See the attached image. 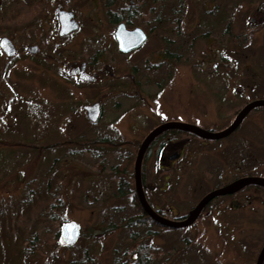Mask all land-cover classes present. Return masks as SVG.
Segmentation results:
<instances>
[{"label": "rangeland", "instance_id": "1", "mask_svg": "<svg viewBox=\"0 0 264 264\" xmlns=\"http://www.w3.org/2000/svg\"><path fill=\"white\" fill-rule=\"evenodd\" d=\"M130 1L134 2L130 5L133 13L154 11L155 5L149 1ZM171 1L164 0L162 7L164 12L173 9L178 13L179 48L173 75L179 84L172 92L168 91L171 87H167L161 96L145 106L138 99L128 104L119 97L123 83H128L121 79L127 77L123 75L126 71L116 73L119 76L114 81L119 82L113 93H106L107 74L100 77L98 86L82 85L74 90L67 85V104L60 105L61 85L43 69L45 53L61 45L68 61L74 56L84 61L99 54L98 69L106 71L113 37L105 0H0V37L11 39L19 53L25 54L9 64L0 51V232L4 249L14 243V239L29 236L41 253L34 256L36 263L45 254L43 240L38 241L37 237L51 239L59 225L70 223L81 233L71 250L74 260L80 252L89 251L96 264H116L115 261L121 264L128 259V256L123 258L124 252L135 254V247L144 244L159 251L157 256H149L150 264H190L193 261L195 264H255L264 245V191L259 188L256 191L257 188L248 187L235 197L237 202H242L245 196L253 194L254 197L257 193L256 201L241 203L237 211L228 210L231 199L224 201L227 211L223 214L226 219L223 228L212 224L171 231L147 224L129 228L115 226L122 215L133 217L136 214L129 195L116 196L118 182L126 183L129 190L134 188L133 168L138 147L152 124L158 121L154 108L162 106V111L185 119L186 115L206 112L208 125L204 130L221 132L233 120L239 104L235 96L237 79L243 77L246 82L251 81L253 68L262 67L257 61H251L246 52L258 54L256 49L250 46L244 51L236 47L235 26L241 20L240 11H227L228 35L222 48L219 39H224L220 35L224 22L220 31L218 20H213L211 14H200L203 0ZM236 2L218 0L217 6L234 7ZM57 9L69 10L75 15L79 29L70 39L58 37ZM135 18L133 26H139L141 20ZM198 18L205 28L199 26ZM206 33L208 37L202 36ZM162 34L163 40L167 38ZM155 38L151 37L143 51L125 59L114 55L113 67L123 68L129 63L139 68L143 53L154 49ZM31 45L38 47V54L33 57L27 55L26 50ZM223 49L225 57L221 54ZM198 63H201L199 68L195 66ZM198 75L210 77V82L222 76L227 78V99L224 103L221 101V112L216 93L190 89L191 77ZM130 94L135 95V90ZM75 100L78 107L73 110L70 103ZM95 101L103 103L104 115L102 121L93 126L82 107ZM4 108L9 109L5 112ZM246 127L247 130L241 129L201 147L200 160L227 157L232 165L224 166L221 173L227 180L235 173L233 166L237 160L243 166L242 174L251 172V177L264 179V131L250 124ZM252 160L257 161L252 163ZM161 172L153 155L145 160L143 177L148 191L161 183ZM179 174L176 192L184 199L180 204L183 209L190 207L192 201L200 197L199 191L211 184L206 181L210 179L208 176L200 183H196L195 176L192 183L188 169L180 170ZM36 177L47 179L46 183H41V189L32 182ZM97 193L103 195L97 196L99 200ZM123 208L128 209L129 214L124 213ZM59 253L63 257L62 252ZM198 253L202 256L198 257ZM63 262L61 257L57 258V264Z\"/></svg>", "mask_w": 264, "mask_h": 264}, {"label": "flooded vegetation", "instance_id": "2", "mask_svg": "<svg viewBox=\"0 0 264 264\" xmlns=\"http://www.w3.org/2000/svg\"><path fill=\"white\" fill-rule=\"evenodd\" d=\"M123 5L116 6L112 13L108 16L109 22L112 26V32L111 36L113 37V41L111 42V48L108 52V55L110 57L109 64L107 65L106 71L103 69H98L99 64V54H95L94 58H88L84 61L82 59H77L76 56H74L71 60L68 61L66 57V51L62 48L61 45L54 46L50 53H45L44 59H46L43 64V69L47 73L49 77H54L58 80L59 84L61 85L62 93L65 92V96L60 97V105L67 104V85H69L74 90H78L82 87V85H91V86H98V81L100 77H102L103 74H107V84H106V93H113L115 87L117 86V82L114 81L116 76V73H120L121 71H126L123 73L121 79L122 82L126 81L128 83H123L122 92L119 93V97H123L124 102H131V100H136L141 104H144L145 106H148L150 104V100L155 99L162 95L166 91L167 87H171L168 91L172 92L171 90L173 87H175L177 84H179L178 81H175L174 73V67L177 64L178 54L177 50L179 48L178 44V34L179 32V19H178V13L175 12L173 9L168 12H164L162 4L164 0H141L143 3H147L148 1L153 3L155 5L154 11H141L138 13H133L130 11V5L131 3H134L130 0H123ZM168 1V0H167ZM171 1V0H170ZM218 0H203L201 2V15H208L211 14L213 17V20H218L219 24V30L223 26L222 23L224 22L223 28H222V38L219 39V43H221L222 48L225 47V44L227 42L226 38L228 35V22L227 21V11L228 9L232 11V13L238 12L241 15L239 24H236L235 30L237 31L236 34V47H238L241 50H246L248 47H253L258 51V54L256 52H248L251 56V61L257 64L262 65L261 68L255 67L253 68V76L251 81L246 82L243 77L237 79L236 82V99H238L239 104L235 111V116L241 112L247 105L251 103H258L255 107H253L246 116L242 119L240 124L238 125L237 129L234 132H238L241 129L247 130L246 125L250 124V127H257V129L264 131V0H237V5H234L232 7L231 5L227 4L223 8L219 5L220 8L217 6ZM221 2V0H219ZM172 2V1H171ZM160 4V6H158ZM225 5V4H224ZM206 6L209 7V9H206ZM218 9V11H217ZM74 14V13H73ZM57 15V14H56ZM137 17L140 21L139 26H133L132 20ZM75 18V15H74ZM136 19V18H135ZM200 21V19L198 18ZM58 37L60 39H70L72 37V34L75 32H72L69 35L66 36H60V23L58 21ZM78 24V23H77ZM120 24H124L125 30L131 31L135 28H139L143 31L145 34V42L142 44V46L129 53H122L119 50V45L117 42V39L115 37V32L118 29V26ZM199 26H202V22L200 21ZM205 28V27H201ZM79 29V25H78ZM78 31V30H77ZM76 31V32H77ZM221 31V30H220ZM165 33L167 38L164 40L163 34ZM209 33V32H208ZM208 33L202 35L205 37H208ZM250 34V36H249ZM155 38L153 43L154 49L148 50L147 52H144L142 55L141 60V66L133 67L130 66L129 63H125L124 67H113V64H115L116 60L114 59V55H118L119 57H122V59L127 58L128 55L135 54L136 52L143 51L146 45H148L151 37ZM246 36V37H245ZM6 37V36H3ZM221 37V36H220ZM2 37H0L1 39ZM8 38V37H7ZM9 39V38H8ZM11 41V39H10ZM12 42V41H11ZM13 43V42H12ZM164 44V47H163ZM16 49V54L13 58H8L6 55L1 51L2 55L9 60V64L17 61L18 59H21L25 54L19 53V48L13 43ZM35 46V45H31ZM29 46V47H31ZM27 47V55L33 57L38 54V47L37 52L35 54H30L28 52ZM244 50V51H245ZM244 51H242L244 53ZM224 49L222 50V57H225ZM249 56V57H250ZM43 59V60H44ZM48 59H51L52 61L47 62ZM84 64V65H83ZM198 68L201 66V63L195 64ZM6 70V67H5ZM200 73L203 72V69L199 71ZM45 73V74H46ZM50 73L53 74V76L50 75ZM83 74L90 75L94 77V81H85L81 79L80 77H83ZM136 78V79H135ZM210 77L205 75H198V76H192L190 81V89L193 87L194 90L199 92L200 90L207 91L208 94H214L216 93V96L220 100V107L219 112H221L222 105L221 101L223 103L225 102L226 98V91L228 90V81L225 76L218 77L214 79V81L210 82ZM175 81V82H174ZM212 83V85H210ZM133 85V86H132ZM210 85V86H209ZM213 86V87H212ZM135 90V95H131L130 93ZM222 96H224V99L222 100ZM76 97V94H75ZM221 98V99H220ZM98 103L100 107V116L97 122L91 123L93 126H96L100 121L103 119L104 115V109H103V103L99 101L92 102L87 105H92ZM262 103V104H260ZM71 108L74 110L76 107H78L77 100L73 101V103H70ZM80 105V102H79ZM84 105V106H87ZM116 105H119L117 103ZM123 105V104H122ZM84 106L82 107V111L86 115V112L84 111ZM130 106V105H129ZM9 108H4V111L7 112ZM127 110V109H125ZM154 115L158 118V121L153 123L151 126L150 131L147 133V135L155 130L156 128L168 124V123H184L189 125H194L196 127H199L201 129H205L204 127L208 125L207 121L205 120V114L200 115H193L188 116V118H182L179 115L176 114V116H173L171 113H166L162 111V106H159L157 108H154L153 110ZM185 115V114H184ZM149 117V116H148ZM87 118V115H86ZM152 118V117H151ZM233 118V120H234ZM88 120V119H87ZM231 121V123L233 122ZM230 123V124H231ZM229 124V125H230ZM228 125V126H229ZM251 129V128H248ZM175 132H180L178 130H167L163 132L161 135H159L157 138L153 140V142L150 144L149 148L147 149L144 158L143 163L146 159H148L150 156H154L158 162L160 170H163L161 172V183L157 185V187L154 185L151 188V191H148L146 182L143 177V163H142V170H141V180H142V187L144 191V195L146 198L147 203L149 204L150 208L153 210L154 213H156L161 218H164L169 221L174 222H183L189 217V213L200 203V201L206 197L211 192L222 189L226 186H229L233 184L234 182L251 177L249 173L246 172L243 173V166L240 165V161L237 160V164H234V171L237 173V175L234 173L232 175V178L225 179L221 176V173L223 172L224 166H227L232 163L228 161L227 157L221 158V159H204L200 160L199 158V151L200 148L205 146L207 143H212L215 141L211 140H203L193 134L180 132L181 134H176ZM247 132V131H245ZM146 135V136H147ZM231 135V134H230ZM145 136V138H146ZM221 140V139H220ZM104 142V140L102 141ZM106 142V141H105ZM239 144L241 142L238 140ZM139 148V147H138ZM138 152V150H137ZM81 157H82V151ZM114 153V152H113ZM173 157H175L173 159ZM256 156L254 155L253 159H255ZM241 159V158H240ZM257 161V160H256ZM256 161L252 160V163H255ZM181 168V169H180ZM255 168V167H253ZM182 169H188L189 178L191 179L192 183L194 182V178L196 180V183H200L204 180V176H208V180H206L208 183H210V186L204 187L199 191L200 197L197 198L194 202L192 201V205L190 207H186L181 209L180 204L181 201H183L182 195H178L176 190L177 186L179 185L180 180H178L177 175L180 176L179 172ZM134 170V168H133ZM133 179H134V188L129 190V187L126 186V183H122L119 181V187L117 188L118 194L117 197H121L129 195L130 201L133 202L136 210V214L132 217L130 215L124 216L122 215L120 217V220L118 221V224L115 225L116 227H126L129 228L133 225H144L147 224L151 227H156L159 230H171V231H181L182 229H189L192 227H197L199 225H205V226H211L212 224H215L218 228H223L226 226V219H224V213L227 211L226 203L224 202L226 199H231V202L228 203V210L230 211H237L241 207V203L243 202H251L256 201V195L257 193L245 196L242 202L235 200V197L238 196L240 193H243V191L246 190L248 187H255L257 188L256 191L260 190L264 191V188H260L257 186H247L245 188H242L233 194L225 195V196H218L212 199L198 214V217L188 227L185 228H178V229H172V228H166L162 225L158 224L152 217H150L147 212L144 210V208L141 206L138 198V194L135 189V178H134V171H133ZM254 188V189H255ZM98 195H102V193H97L96 198ZM105 195V194H104ZM108 196V195H106ZM103 197V195L101 196ZM99 200V199H98ZM107 200V199H106ZM105 200V201H106ZM236 201V202H234ZM124 213L129 214L128 209L123 208L122 209ZM122 211V212H123ZM64 224L74 225L70 223H62L59 225V230L55 234V236L51 239H45L37 237V240H43V246L42 250H44L45 254L44 257L41 260H38L36 263H34V256L40 255L41 253L37 251L35 248V241L33 238L30 239L29 236L17 238L14 239V243H11L10 245H6V249L3 247V241H2V235L0 232V264H57V258L61 257V260H63V264H96L95 258L89 251L80 252L77 257L72 256L71 250L75 247V243L80 238L81 233L76 225V228L78 230V237L74 241V243L65 245L61 241L62 232L61 228ZM18 236V235H17ZM21 237V236H20ZM13 237L11 238V240ZM21 240V241H20ZM8 243V242H7ZM24 243H27L28 245H24ZM262 249V248H261ZM65 251V252H64ZM37 252V254H35ZM62 252V255L59 253ZM65 255V256H64ZM259 255V254H258ZM76 256V255H75ZM128 256V259L124 260L121 264H130V257L131 255L127 252L123 253V258ZM134 257L135 254H132ZM202 256L201 253H198V257ZM197 257V259H198ZM70 258L71 261L68 259ZM79 258V259H78ZM258 258V256H257ZM216 259V258H215ZM77 260V261H76ZM120 260V259H119ZM257 261V259H256ZM255 261V264H256ZM214 262V261H213ZM116 264H119V261H115ZM114 264V263H113ZM190 264H195V262H191ZM264 264V262H263Z\"/></svg>", "mask_w": 264, "mask_h": 264}, {"label": "water", "instance_id": "3", "mask_svg": "<svg viewBox=\"0 0 264 264\" xmlns=\"http://www.w3.org/2000/svg\"><path fill=\"white\" fill-rule=\"evenodd\" d=\"M56 14L58 17V21L60 23V32H59L60 36L63 37L78 30V24L74 18V14L72 11L57 9ZM115 37L119 45V50L122 53H129L134 50H137L145 42V34L141 29L135 28L131 31H127L125 30L124 24H120L118 26V29L115 32ZM0 49L8 58H13L16 54L15 46L7 37H2L0 39ZM28 52L30 54H35L37 52V47L36 46L29 47ZM80 78L85 81L95 80L94 77L85 74H83V77ZM258 104L259 102L258 103L254 102L247 105L241 112H239L236 115L233 122L225 130L221 132L206 131L194 125H189L184 123H168L156 128L146 136V138L143 140V142L139 145L138 148V152L134 163V178H135V189L138 194L139 202L150 217H152L158 224L166 228H172V229L185 228L193 224V222L196 220L201 210L215 197L233 194L234 192L242 188H245L247 186H257L260 188H264L263 178L247 177L240 179L229 186L211 192L206 197H204L200 201V203L189 213V217L186 220H184L183 222H174L161 218L160 216H158L156 213L153 212V210L150 208L149 204L146 201L142 187V180H141V170H142L144 155L147 149L149 148L150 144L153 142V140L157 138L159 135H161L163 132L167 130H178L180 132L193 134L203 140H211V141L220 140L232 134L237 129L238 125L240 124L242 119L246 116V114ZM83 109L86 112L87 119L90 123H95L98 121L100 116V107L98 103L84 106ZM174 158L175 157H173V159ZM61 232H62L61 241L65 245L74 243V241L78 237V230L74 225L64 224L61 228ZM263 262H264V245L258 255L256 264H263Z\"/></svg>", "mask_w": 264, "mask_h": 264}, {"label": "trees", "instance_id": "4", "mask_svg": "<svg viewBox=\"0 0 264 264\" xmlns=\"http://www.w3.org/2000/svg\"><path fill=\"white\" fill-rule=\"evenodd\" d=\"M123 0H105V8H106V14L109 16L110 13L113 12L114 8L116 6H121L123 5ZM132 6H130V11ZM176 134H181L180 132H175ZM40 177H36V179H34L32 182L35 185L36 188L41 189V183H46L47 179L43 178V179H38ZM39 183V184H38ZM38 184V185H37ZM135 256L133 257L131 255L130 257V264H150V260H149V256L151 255H155L157 256L159 251L158 249H153L148 245H144V244H139L135 247Z\"/></svg>", "mask_w": 264, "mask_h": 264}]
</instances>
